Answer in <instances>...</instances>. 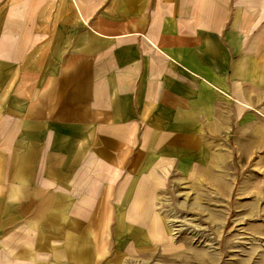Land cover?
I'll return each mask as SVG.
<instances>
[{
  "label": "crops",
  "instance_id": "1",
  "mask_svg": "<svg viewBox=\"0 0 264 264\" xmlns=\"http://www.w3.org/2000/svg\"><path fill=\"white\" fill-rule=\"evenodd\" d=\"M234 155L264 159V0H0V264H149L163 194Z\"/></svg>",
  "mask_w": 264,
  "mask_h": 264
},
{
  "label": "rangeland",
  "instance_id": "2",
  "mask_svg": "<svg viewBox=\"0 0 264 264\" xmlns=\"http://www.w3.org/2000/svg\"><path fill=\"white\" fill-rule=\"evenodd\" d=\"M221 164L216 168L224 172H192L163 194L159 212L167 215L168 225L163 223L171 244L160 245L161 256L149 264H264V199L257 198L253 187L243 188L247 180L263 179L264 159L234 155L224 157ZM251 169L259 173L248 177ZM211 175L228 187L216 188ZM195 197L199 205L188 208ZM212 210L219 212L216 223L207 219ZM142 260L138 256L123 264H142Z\"/></svg>",
  "mask_w": 264,
  "mask_h": 264
}]
</instances>
